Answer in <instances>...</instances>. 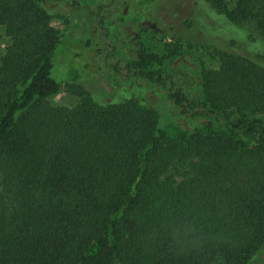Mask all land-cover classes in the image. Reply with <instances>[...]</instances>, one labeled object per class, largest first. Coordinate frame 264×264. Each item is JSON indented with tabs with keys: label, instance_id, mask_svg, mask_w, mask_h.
<instances>
[{
	"label": "trees",
	"instance_id": "16d2710c",
	"mask_svg": "<svg viewBox=\"0 0 264 264\" xmlns=\"http://www.w3.org/2000/svg\"><path fill=\"white\" fill-rule=\"evenodd\" d=\"M79 1L0 0V264H261L264 0H159L170 39L218 56L200 100L176 73L112 63L107 5L93 36L64 37L52 21L76 24ZM98 61L145 95L109 101ZM62 89L74 107L48 103Z\"/></svg>",
	"mask_w": 264,
	"mask_h": 264
},
{
	"label": "rangeland",
	"instance_id": "374dc122",
	"mask_svg": "<svg viewBox=\"0 0 264 264\" xmlns=\"http://www.w3.org/2000/svg\"><path fill=\"white\" fill-rule=\"evenodd\" d=\"M79 2L82 3L81 7L75 5L74 8L65 7L67 16L76 20V24L67 26L61 20L53 19L52 21V25L64 37H72L73 33L79 37L93 36V8L98 3L107 5L106 9L109 10L110 16L106 18L105 24L110 32L109 39L116 45L115 60L112 63L121 59L119 63L121 67L140 65L142 71L161 68L176 73L188 87L190 97L196 100L201 99L200 72L202 69L216 70L219 66L218 56L201 45L199 35L190 40L179 39V42L177 39H170L166 25L172 19L167 11L162 12V7L160 10L159 0L154 2L138 0L131 3L116 0L111 6L108 5L109 0H80ZM177 13L181 14L180 11ZM173 34L179 35L177 28L173 30ZM9 42L10 39L6 36L4 28L0 27V56ZM169 47L177 52L176 56L167 58L166 48ZM104 51L106 50L102 47L101 53ZM141 55L147 59L142 60L141 57L139 58ZM83 61L85 62V59ZM96 65L99 68L96 78L99 85L107 89L106 98L109 101L120 102L132 94L145 95L146 88L142 82L135 79L121 81L105 62L98 61ZM72 66L74 65L69 60L61 67H56L53 61L51 76L58 82H65ZM77 102L78 99L67 89H62L48 99V103L54 107L72 108ZM158 108L160 113L168 111L163 102L158 104ZM164 132L169 137L176 135L175 128L168 120L164 123ZM259 257L261 264H264V252Z\"/></svg>",
	"mask_w": 264,
	"mask_h": 264
}]
</instances>
